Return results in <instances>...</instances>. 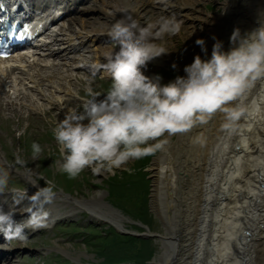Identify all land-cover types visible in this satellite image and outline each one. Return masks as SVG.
<instances>
[{"label":"bare ground","instance_id":"1","mask_svg":"<svg viewBox=\"0 0 264 264\" xmlns=\"http://www.w3.org/2000/svg\"><path fill=\"white\" fill-rule=\"evenodd\" d=\"M101 3L100 10L112 22H101L89 29L88 26L95 22L73 18L75 25H80L79 30H73L70 23L65 31L72 32L66 37L54 36L51 44L43 43L38 48L54 61L45 62L41 55L38 59L27 60L30 55L26 54L0 61V114L5 109L11 114L20 112V107L40 113L43 105L40 101L46 100L52 110L60 108V115L65 116L68 109L63 105L74 100V95L61 82L74 80L76 68L83 69L82 73L86 74L106 63L98 55L95 59L87 55L86 52L92 50L85 46L90 40L110 38L111 26L122 18L120 9L130 10L141 26L156 24L167 17H175L181 24L176 35L156 41L170 52L150 61L147 69L150 63L184 66L186 59L178 51L177 44L172 43L174 38L188 41L187 52L196 49L195 56L210 58L217 39L227 51L232 47L231 37L237 28L243 35L259 27L264 19V0H222L221 5L218 4L222 11L216 16L206 12L205 0H101ZM149 5L156 6L160 16L153 15L150 22L142 23L147 13L142 11ZM91 10L97 8L85 9ZM184 30L187 31L184 33ZM200 38L206 42L207 57L196 43ZM105 50L101 54L103 59L119 48L110 46ZM195 56L186 57L190 64ZM88 61L92 62L88 64ZM142 71L147 76L150 73L146 69ZM104 75L109 76L106 71ZM80 78L77 77L82 81ZM9 91L15 93L13 99ZM36 95L42 96L37 97L40 100H35ZM237 103H243L251 111L235 130L225 128L224 116L218 113L206 124L178 133L176 141L172 136L168 138L169 142L153 157L148 168L153 182L150 203L152 211L164 218L166 235L162 237L163 251L151 264H264V80L257 81L246 98ZM5 161L0 146V165ZM18 172L28 179L29 196L42 188L31 174ZM99 201L96 197L77 200L74 209L85 205L99 223L126 228L125 221L129 218L110 204H106L108 209L101 208ZM12 204L5 203L0 196V207L5 211L11 208L15 220L20 222L29 216L26 200L19 205ZM48 207L45 210L49 214L48 223L54 224L61 218L62 206L51 202ZM1 252L7 254L10 250L2 249ZM15 258L10 264H15Z\"/></svg>","mask_w":264,"mask_h":264},{"label":"clouds","instance_id":"2","mask_svg":"<svg viewBox=\"0 0 264 264\" xmlns=\"http://www.w3.org/2000/svg\"><path fill=\"white\" fill-rule=\"evenodd\" d=\"M119 11L122 18L108 33L119 50L107 54L102 65L110 77L109 86L103 91L86 87L83 110L69 109L52 129L59 152L56 171L70 180L77 179L88 168L94 174L114 169L131 174L133 169L125 167L130 161L153 155L164 148L171 136L206 124L218 113L224 116L223 126L235 130L251 111L237 102L246 98L257 81L264 80V19L259 27L243 35L237 28L227 51L217 39L210 58L196 55L185 66V75L162 85L159 77L153 79L142 69L170 52L156 41L176 35L180 22L167 17L141 26L130 10ZM196 43L207 57L205 40L200 38ZM42 152V146L33 142L32 161L40 159ZM14 156V165L27 166L18 152ZM9 182V172L0 169V196L11 193L17 205L29 201V216L17 222L11 208L5 211L0 207V232L8 241L25 242L26 229L35 232L49 226V214L43 206L52 202L54 185L46 181L45 187L29 196L27 188L18 190L10 187Z\"/></svg>","mask_w":264,"mask_h":264},{"label":"rangeland","instance_id":"3","mask_svg":"<svg viewBox=\"0 0 264 264\" xmlns=\"http://www.w3.org/2000/svg\"><path fill=\"white\" fill-rule=\"evenodd\" d=\"M92 1L81 3V10L83 11V8L87 7L97 8V10L82 12L78 15L82 19L95 22L94 25H90L88 28L92 29L91 26L97 27L101 22H112V19L106 18L100 10L103 7L101 0ZM96 2L97 4L94 5ZM219 2H222V0H205L206 12L209 15L216 16L218 12L222 11H219ZM145 11L147 13L142 23L150 22L149 20L153 15L160 16L158 12L160 10L156 6L149 5L142 12ZM75 24L76 21L71 23L72 26ZM72 28L78 30L80 25ZM186 31L184 30V33ZM204 35L202 34V36ZM172 41L175 45L177 44L178 51L186 59L184 66L180 63L181 68L168 62L159 65L150 63V68L142 69L149 70L148 76L153 79L159 77L162 85L174 81L177 76H183V69L190 64L186 57L193 58L197 53L196 49L187 52L188 41H184L183 38H174ZM90 43L94 45L91 46V49L94 50L92 53L88 52L87 55H92L94 59L98 55L105 62L106 59L101 56L106 51L105 48L110 46L119 48L118 43L112 39L109 41H90ZM100 46L102 47L99 48ZM86 47L89 49L88 42ZM47 59V62L52 61V58ZM90 62L92 61H88V64ZM104 71L103 67L102 71L100 69L98 71H87L86 74L82 73L83 69L74 70L73 76H76V81L71 80L69 84L64 83V85L69 87L75 94V100L67 102L63 106L68 110L82 111L83 100L87 98L86 87L91 86L96 91H103L109 86L110 78H101V75L105 73ZM93 72L95 76L92 75ZM79 76L82 77L80 78L82 81L77 79ZM9 92H11L13 99L15 93L13 91ZM37 97L42 96L36 95L34 97L36 101L40 100ZM12 99H9V101H12ZM26 102L23 101L24 104ZM40 102L43 104L40 110L42 114L32 113L31 110L24 107H20V112L11 114L9 110L5 109L0 114V146L6 160L4 165H0V169L9 172L10 187L18 190L27 188L28 192V179L24 178L18 171L31 174L43 187L46 186V181H51L55 192L52 202L62 206L60 216L63 218L53 226L49 225L50 227L33 233L31 237L27 236L28 240L25 243L18 244L13 240L9 241V243L14 244L11 246L13 248L22 246L15 254L18 257L16 264H122L128 259L136 260L140 264H151L153 258L163 251L162 237L166 235L165 220L152 211L150 203L153 182L149 176L150 171L148 168L151 167L153 157L157 156L160 150L153 155L130 161L125 165V167L133 169L131 174L123 169H114L113 172L101 171L94 174L91 168H88L77 179L70 180L66 174L56 171L55 161L59 159V152L52 134V129L65 116L60 115L62 113L60 108L51 109L52 112H49L51 104L48 101ZM18 132L23 134L18 136ZM172 139L176 141L177 134L173 135ZM33 142L39 143L43 149L40 159L35 161L31 159V145ZM17 152L27 161L26 167L14 165V153ZM20 194L22 195V193ZM4 195L3 200L9 205H13L11 193ZM93 197L100 200L101 208L108 209L106 204H110L129 218L125 221V227L136 233L146 232L147 235H151H145V237L125 235L122 232H117L108 223L96 221L87 212L85 205H80L81 208L74 209L76 206L74 202L77 200H87ZM27 204L29 203L26 200ZM48 208V204L44 205L43 210L45 211ZM72 208L73 210L70 211ZM141 223L143 224L139 225ZM108 230H110V233H108ZM107 254H112L115 259L108 258L110 259L108 261L105 257Z\"/></svg>","mask_w":264,"mask_h":264},{"label":"water","instance_id":"4","mask_svg":"<svg viewBox=\"0 0 264 264\" xmlns=\"http://www.w3.org/2000/svg\"><path fill=\"white\" fill-rule=\"evenodd\" d=\"M146 236H150L151 234H149V235H147V234H145ZM142 236V235H141ZM145 237V236H144Z\"/></svg>","mask_w":264,"mask_h":264}]
</instances>
